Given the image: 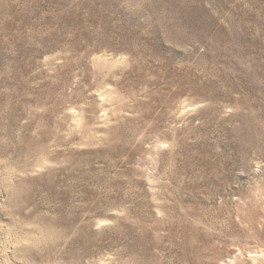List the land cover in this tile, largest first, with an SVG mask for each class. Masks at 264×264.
Segmentation results:
<instances>
[{
    "label": "rangeland",
    "instance_id": "rangeland-1",
    "mask_svg": "<svg viewBox=\"0 0 264 264\" xmlns=\"http://www.w3.org/2000/svg\"><path fill=\"white\" fill-rule=\"evenodd\" d=\"M0 264H264V0H0Z\"/></svg>",
    "mask_w": 264,
    "mask_h": 264
}]
</instances>
